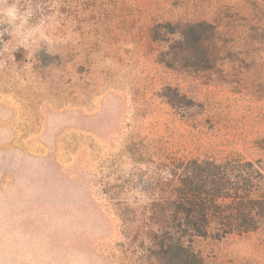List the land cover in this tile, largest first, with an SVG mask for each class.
<instances>
[{"label":"rangeland","instance_id":"rangeland-1","mask_svg":"<svg viewBox=\"0 0 264 264\" xmlns=\"http://www.w3.org/2000/svg\"><path fill=\"white\" fill-rule=\"evenodd\" d=\"M18 4L0 264H264V0ZM190 189L207 228L173 211Z\"/></svg>","mask_w":264,"mask_h":264},{"label":"trees","instance_id":"trees-1","mask_svg":"<svg viewBox=\"0 0 264 264\" xmlns=\"http://www.w3.org/2000/svg\"><path fill=\"white\" fill-rule=\"evenodd\" d=\"M202 43H203V41H201V39L196 41V44H198L197 46L202 45ZM197 192H198L197 189L187 190L186 194L189 196V198H187L186 202L189 204V206L188 207H181L180 205H175L173 208V211L175 213L185 214L187 218L191 217L192 219L188 220V222H189L190 226H192L193 228L199 229L200 227H203V226L205 228H207L210 225L209 222H205V220H207V216L209 214V209H210V206H208V204L213 203L218 198L219 195L218 194L217 195L212 194L211 196L213 198L207 199V196H206V198H202ZM200 198H201V202H198L200 200ZM203 200H204V202H203ZM255 218H256V216L254 215L253 219H251V221H254ZM161 245H163V244H161Z\"/></svg>","mask_w":264,"mask_h":264},{"label":"clouds","instance_id":"clouds-1","mask_svg":"<svg viewBox=\"0 0 264 264\" xmlns=\"http://www.w3.org/2000/svg\"><path fill=\"white\" fill-rule=\"evenodd\" d=\"M31 12H23L18 4V0H0V26L8 25L9 28L5 29L6 32L10 31L25 35V40L28 35H32L34 30L28 31L26 34L22 33L21 30L25 29L28 23V18Z\"/></svg>","mask_w":264,"mask_h":264}]
</instances>
